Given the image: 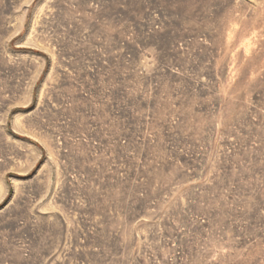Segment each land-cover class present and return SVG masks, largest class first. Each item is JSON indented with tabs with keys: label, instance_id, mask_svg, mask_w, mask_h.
Returning a JSON list of instances; mask_svg holds the SVG:
<instances>
[{
	"label": "rangeland",
	"instance_id": "1",
	"mask_svg": "<svg viewBox=\"0 0 264 264\" xmlns=\"http://www.w3.org/2000/svg\"><path fill=\"white\" fill-rule=\"evenodd\" d=\"M0 264H264V0H0Z\"/></svg>",
	"mask_w": 264,
	"mask_h": 264
}]
</instances>
